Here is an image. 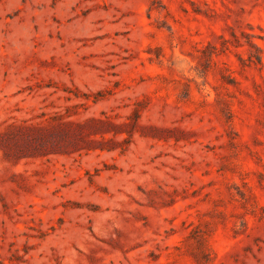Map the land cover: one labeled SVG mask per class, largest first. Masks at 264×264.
Listing matches in <instances>:
<instances>
[{"label":"rangeland","instance_id":"rangeland-1","mask_svg":"<svg viewBox=\"0 0 264 264\" xmlns=\"http://www.w3.org/2000/svg\"><path fill=\"white\" fill-rule=\"evenodd\" d=\"M0 264H264V0H0Z\"/></svg>","mask_w":264,"mask_h":264}]
</instances>
